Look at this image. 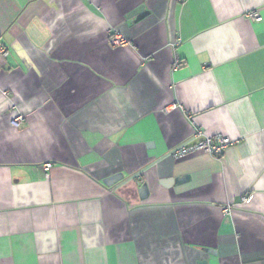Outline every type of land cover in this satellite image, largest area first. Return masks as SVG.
<instances>
[{"label":"crops","instance_id":"obj_1","mask_svg":"<svg viewBox=\"0 0 264 264\" xmlns=\"http://www.w3.org/2000/svg\"><path fill=\"white\" fill-rule=\"evenodd\" d=\"M0 46V264H264V0H0Z\"/></svg>","mask_w":264,"mask_h":264},{"label":"built area","instance_id":"obj_2","mask_svg":"<svg viewBox=\"0 0 264 264\" xmlns=\"http://www.w3.org/2000/svg\"><path fill=\"white\" fill-rule=\"evenodd\" d=\"M183 2L184 0H179ZM249 17L257 22L262 21V16L259 11H251ZM109 43L113 47L118 46H125L129 43V41L119 34L118 32H112L109 37ZM9 54L8 49L5 46H0V57H7ZM180 67V61L176 63L175 68ZM177 106L174 105L172 110ZM169 110V109H167ZM24 121V116L19 115L17 118L14 119V124L16 126H20ZM193 141H186L179 145H177L171 152L170 156L173 159H180L186 157L190 154L197 153V152H205L212 156L220 157L222 156L225 151L232 145L238 144L240 141L239 139H234L231 137L223 136V135H216V136H206L201 131H197L194 135ZM51 164L48 163L46 168H51ZM230 209H226V212L229 213Z\"/></svg>","mask_w":264,"mask_h":264},{"label":"water","instance_id":"obj_3","mask_svg":"<svg viewBox=\"0 0 264 264\" xmlns=\"http://www.w3.org/2000/svg\"><path fill=\"white\" fill-rule=\"evenodd\" d=\"M119 180H120V178L118 176H116L113 179L105 181V184L108 186H111V185L117 183Z\"/></svg>","mask_w":264,"mask_h":264}]
</instances>
